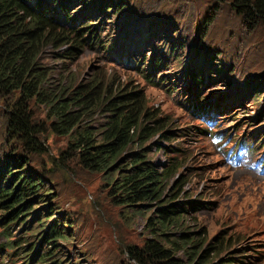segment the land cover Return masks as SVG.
<instances>
[{"label":"rangeland","instance_id":"rangeland-1","mask_svg":"<svg viewBox=\"0 0 264 264\" xmlns=\"http://www.w3.org/2000/svg\"><path fill=\"white\" fill-rule=\"evenodd\" d=\"M121 1L125 8L119 14L111 11L75 26L95 24L70 35L81 46L71 40L67 45L47 43L39 63L49 76L50 92L68 88L81 98L84 126L96 129L98 140L115 114L111 101L139 93V125L149 131L136 137L118 162L124 164L131 150L142 148L158 171L168 174L163 198L124 205L108 172L86 168L71 149L70 136L53 127L48 107L35 100L29 112L41 148L30 150L8 127L16 95L0 96V169L9 159L14 172L44 177L52 195L43 203L33 202L32 210H53H43L31 232L25 231L26 224L9 231L0 224V264H25V249L17 246L12 254L10 242L37 234L47 215L52 217L48 223L59 220L69 235L57 242L58 264H137L127 248L142 251L156 240L148 220L155 221L169 202L186 207L183 218L189 226L171 231L173 236L189 232L205 241L198 259L212 247L208 264H264V21L242 17L234 0ZM174 43L184 62L171 53ZM68 51L74 56L65 55ZM156 60L165 65L151 69ZM201 69L212 78L195 91L191 75ZM242 93L246 96L240 99ZM12 156L29 163L12 166ZM47 251L42 249L43 254ZM175 256L188 260L184 252Z\"/></svg>","mask_w":264,"mask_h":264},{"label":"trees","instance_id":"trees-1","mask_svg":"<svg viewBox=\"0 0 264 264\" xmlns=\"http://www.w3.org/2000/svg\"><path fill=\"white\" fill-rule=\"evenodd\" d=\"M233 6L250 22L264 21V0H234ZM77 7L84 9L73 15L71 12L77 10ZM124 8V2L121 0L115 2L110 0H0V96L7 99L9 96L16 95L15 100L10 104L8 127L13 136L21 138L30 150H36L41 146L34 140L35 133L34 126L31 125L29 103L35 100L48 107V114L54 119L53 127L70 136L71 149L78 152L80 162L90 170L108 172L109 181L112 182L113 189L118 192L115 196L120 195L121 202L128 206L159 202L163 198L168 182V174L160 173L142 148L131 150L122 160V162L126 160L124 164L118 162L135 144L136 137H141L142 132L149 131L148 126L140 128L139 125L138 103L141 104V98H137L139 93L118 96L111 101V112L115 114L108 122L102 139L98 140L96 139L98 133L94 131L96 129H87L89 126H84L85 115L78 109L81 98L68 91V88L50 92L49 76L39 63L47 43L51 45L60 41L62 45H67L68 40H71L74 46H81L82 42L71 38L70 35L74 33L78 36L95 24L81 26L76 30L75 26L78 23L85 25L86 19H101L111 11L119 14ZM96 31L97 29L92 33ZM97 38L99 37L96 36ZM181 47L184 48L183 45ZM175 48L174 43L171 53L174 52L175 56L183 60ZM65 55L74 56L72 51H68ZM164 65L165 62L156 60L151 64V69L154 66L158 69ZM184 72L186 73V70L182 74ZM207 73L210 72L203 69L192 72V84L195 91L199 90L201 83L206 85L210 82L212 77ZM145 78L149 77L145 76ZM244 96L246 95L242 93L240 99ZM125 99L135 100L133 104L125 105L121 102ZM262 112H264V106ZM139 128L141 133L136 136L135 131L138 132ZM163 137L166 138V135ZM249 146L253 147L254 144L249 143ZM63 154H61L62 157H64ZM11 159L12 166L29 163L28 159L21 156H12ZM9 161L8 159L4 167L0 169V209L6 214L1 216L0 224L7 231L17 224L22 226L26 224L25 231L31 232L33 224L39 221L43 210L48 214L53 211H49L50 206H47L33 212L32 203L36 201L43 203V200L49 199L52 193L47 188L44 177L27 171L14 172L10 169ZM116 178H119L117 184ZM31 198L33 199L29 200ZM169 204L171 202L161 206L162 209L158 211L159 215L155 221L148 220V227L156 240L148 241L142 251L129 247L126 253L137 264H194L197 260V264H208L211 260L212 247L205 249L201 258L198 259L203 251L204 240H196L189 232H184L177 237L173 236L171 231L189 230V226L184 224L183 211H186V207L184 205L181 207L179 204L169 206ZM141 212L144 211L141 210ZM29 219L31 220L27 223ZM51 219L52 217L47 215L42 222L38 223L37 229L40 231L37 234L22 237L20 243L17 240L10 242L9 247L14 250L12 254L17 248L25 249L21 256L22 263L58 264V260H54L55 252H59L57 242L60 239L67 240L69 235L65 233V226L59 220L48 223ZM68 223L67 220L65 224ZM44 247L48 251L43 254ZM179 252L185 253L187 262L173 258Z\"/></svg>","mask_w":264,"mask_h":264},{"label":"clouds","instance_id":"clouds-1","mask_svg":"<svg viewBox=\"0 0 264 264\" xmlns=\"http://www.w3.org/2000/svg\"><path fill=\"white\" fill-rule=\"evenodd\" d=\"M243 152H244V153H247V152H248V149L245 148V149L243 150ZM245 158H246V157H245ZM235 162H237V161L234 159L232 162H226V163H235ZM244 166L247 167V165H244Z\"/></svg>","mask_w":264,"mask_h":264},{"label":"bare ground","instance_id":"bare-ground-1","mask_svg":"<svg viewBox=\"0 0 264 264\" xmlns=\"http://www.w3.org/2000/svg\"><path fill=\"white\" fill-rule=\"evenodd\" d=\"M219 95V94H218ZM227 101V100H226ZM220 104V103H219ZM228 105V104H227ZM238 115V114H237ZM236 116V115H235ZM237 119V118H236Z\"/></svg>","mask_w":264,"mask_h":264}]
</instances>
